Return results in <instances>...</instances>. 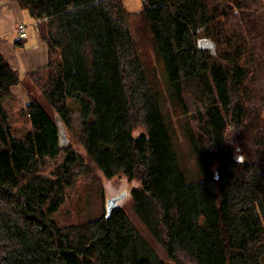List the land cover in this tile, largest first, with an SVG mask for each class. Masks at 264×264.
<instances>
[{"label":"trees","instance_id":"16d2710c","mask_svg":"<svg viewBox=\"0 0 264 264\" xmlns=\"http://www.w3.org/2000/svg\"><path fill=\"white\" fill-rule=\"evenodd\" d=\"M15 1L47 46L25 77L55 116L26 88L29 126L12 133L22 80L0 51V264H166L119 204L106 217L117 193L62 137L72 107L79 144L106 177L138 182L134 212L175 264H264V1L141 0L136 12L123 0ZM151 51L171 113L186 117L195 179L179 162Z\"/></svg>","mask_w":264,"mask_h":264},{"label":"rangeland","instance_id":"374dc122","mask_svg":"<svg viewBox=\"0 0 264 264\" xmlns=\"http://www.w3.org/2000/svg\"><path fill=\"white\" fill-rule=\"evenodd\" d=\"M126 8L131 12H136L141 8V0H123ZM264 1V0H263ZM20 9H22L23 14V20L25 24H31L33 23V18L29 16L27 11L22 7L19 6ZM34 28L30 27L27 29L28 36L26 40H24L23 45H17L14 42L18 39L19 35L21 36V32L19 31V28L16 27V31L11 34L12 38V45L15 46V48L20 52H22L25 48L30 47L28 43V40L31 41V37L33 36ZM54 31L56 32V26L54 27ZM19 32V33H18ZM9 39V38H8ZM151 55L153 57V62L155 63L157 73H158V83H157V89H158V99L159 103L161 105L162 111L166 118L168 117V121L171 122V124L175 127V131L172 133V140L176 147V152L178 155L179 162L182 166V168L185 171L186 177L188 180L195 179L197 177V161L194 157V155L191 152V148L189 145V142L186 138V136L183 133V127L185 125V115L181 113L180 115H177L173 112L171 113V104L172 99L168 96V87L166 85L165 80V68L162 60L157 61L154 56L153 52L151 51ZM6 56V54H5ZM7 58V57H6ZM8 59V58H7ZM17 68V67H16ZM19 75L21 77V83L19 85H16L14 87V94L17 97L16 101L10 103L9 106V112H10V124L12 127V133L13 134H20L22 131H19L23 126H29L28 120L26 115L21 111V109L24 108L25 103L27 102L28 95H27V89L31 91L33 95H36L39 102L42 104L43 108L48 112L50 116H55V112L53 108L49 105V103L38 93V91L35 88H30L28 79L25 77V73L22 72L20 69ZM256 98L258 99L260 96L264 95V87H258L255 89ZM7 103V101H6ZM170 113V114H169ZM264 114V113H263ZM71 118H72V125L70 128H64L62 137L65 139V142L71 143L76 149L79 150V153L85 158L86 162L89 164L93 174L96 176V178L102 182V184L105 187H108V192L110 194L119 195L122 192V188H126L125 195L123 198L119 201V205L121 208L125 210V212L128 214V216L131 218V220L134 222L135 226L139 230V233L145 243L150 245L157 253L158 255L166 262V264H175L171 259L167 257V255H164V252L161 250L160 246L157 244V242L152 238L149 231L145 228L141 220L138 218L136 213L133 209V200L130 195V189L137 185V181H128L127 178L121 174L115 175L111 178L106 177L102 171L89 159L83 148L78 142V132H79V123H80V115L79 112L76 110L75 107H72L71 111ZM141 128H137L135 130V133L141 132ZM79 183H84V180L80 179ZM95 196L98 197V194L95 193ZM116 196V195H114ZM75 206L74 208L83 209L85 199L83 198V189L79 190V196L75 200ZM84 205V206H83ZM78 210V211H79ZM77 211V214H80ZM67 212L68 210L66 208H63L60 213H57V216L59 218H65L67 219ZM72 212H68V215H71Z\"/></svg>","mask_w":264,"mask_h":264},{"label":"crops","instance_id":"0c3cea01","mask_svg":"<svg viewBox=\"0 0 264 264\" xmlns=\"http://www.w3.org/2000/svg\"><path fill=\"white\" fill-rule=\"evenodd\" d=\"M19 6L20 5L15 0H0V51L4 55L6 54L7 60L14 69L17 70L18 68L26 73L30 69L38 68L46 64L47 46L40 38L34 21L31 24L24 23L22 9H20ZM20 24L25 27V34L19 35V37H23L24 40H26L28 36L27 29L30 27L34 28L31 41L28 40L27 43H30V47L25 48L22 52H19L15 46H13L14 44L12 45L11 38V34L16 31V27ZM17 71L19 72V70Z\"/></svg>","mask_w":264,"mask_h":264},{"label":"water","instance_id":"95a60500","mask_svg":"<svg viewBox=\"0 0 264 264\" xmlns=\"http://www.w3.org/2000/svg\"><path fill=\"white\" fill-rule=\"evenodd\" d=\"M198 44L200 47H211L212 43L209 42V39H199ZM125 191L121 192L119 195L116 196H107L105 200V215L108 217L110 215V212L112 209H114L115 206L118 205L119 201L123 198L125 195Z\"/></svg>","mask_w":264,"mask_h":264},{"label":"built area","instance_id":"2783aa9c","mask_svg":"<svg viewBox=\"0 0 264 264\" xmlns=\"http://www.w3.org/2000/svg\"><path fill=\"white\" fill-rule=\"evenodd\" d=\"M18 28H19V31L21 32V34L24 35V34H25V27H24L23 25L20 24V25L18 26Z\"/></svg>","mask_w":264,"mask_h":264}]
</instances>
